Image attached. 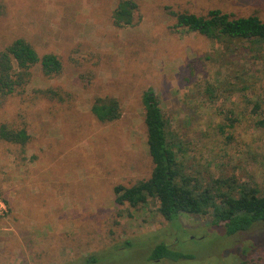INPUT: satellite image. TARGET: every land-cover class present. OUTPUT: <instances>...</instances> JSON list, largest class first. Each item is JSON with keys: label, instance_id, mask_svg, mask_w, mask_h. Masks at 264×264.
I'll use <instances>...</instances> for the list:
<instances>
[{"label": "rangeland", "instance_id": "374dc122", "mask_svg": "<svg viewBox=\"0 0 264 264\" xmlns=\"http://www.w3.org/2000/svg\"><path fill=\"white\" fill-rule=\"evenodd\" d=\"M118 1L0 0V50L23 37L62 63L53 76L35 64L21 91L0 95V125L30 135L0 140V264H264L263 224L225 235L209 216L174 224L155 198L132 207L113 193L150 177L141 98L152 88L185 173L264 194V47L211 41L171 14L264 21V0H135L133 25L116 27ZM97 97L117 98L121 117L99 121ZM158 243L193 258L151 260Z\"/></svg>", "mask_w": 264, "mask_h": 264}, {"label": "trees", "instance_id": "16d2710c", "mask_svg": "<svg viewBox=\"0 0 264 264\" xmlns=\"http://www.w3.org/2000/svg\"><path fill=\"white\" fill-rule=\"evenodd\" d=\"M137 8L135 0H119L111 13L113 25H133ZM171 14L177 27L197 32L211 41L221 43L240 40L255 45L252 48L257 52L264 47V21L255 14L234 17L219 9L209 10L205 15L187 11H172ZM38 63L45 76L58 75L62 70V63L55 54L39 56L25 38L13 39L0 50V95L21 91L30 78L31 67ZM141 102L146 144L153 168L150 177L145 180L131 186L115 185V203H128L135 207L153 197L158 201L157 210L165 220L177 224L182 213L209 216L211 226L222 229L225 235L264 225V194H258L253 188H241L236 192L227 181H217L211 188L201 187L193 176L179 167L175 144L167 135L166 121L152 88L143 92ZM90 110L102 122L115 121L122 114L121 104L115 97L95 98ZM29 139L30 135L24 128L0 125V140L24 146ZM222 183L226 184L225 189H222ZM126 245L129 243L126 242ZM190 258H193L191 254L177 252L166 243L156 244L150 255L151 260ZM241 264H247V261H241Z\"/></svg>", "mask_w": 264, "mask_h": 264}, {"label": "built area", "instance_id": "2783aa9c", "mask_svg": "<svg viewBox=\"0 0 264 264\" xmlns=\"http://www.w3.org/2000/svg\"><path fill=\"white\" fill-rule=\"evenodd\" d=\"M8 214V206L5 199L0 195V219H4Z\"/></svg>", "mask_w": 264, "mask_h": 264}]
</instances>
